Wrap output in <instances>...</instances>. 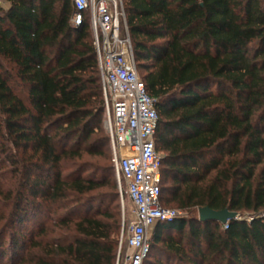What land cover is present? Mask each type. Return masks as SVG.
<instances>
[{
  "label": "trees",
  "instance_id": "trees-1",
  "mask_svg": "<svg viewBox=\"0 0 264 264\" xmlns=\"http://www.w3.org/2000/svg\"><path fill=\"white\" fill-rule=\"evenodd\" d=\"M6 1L0 56L27 91L0 70V262L114 264L118 212L80 213L109 183L81 162L103 146L110 155L91 29L74 27L69 0ZM123 7L158 114L160 202L189 213L152 227L143 264L154 250L167 261L149 264H264V0ZM205 206L242 219L201 221L194 211Z\"/></svg>",
  "mask_w": 264,
  "mask_h": 264
},
{
  "label": "built area",
  "instance_id": "built-area-1",
  "mask_svg": "<svg viewBox=\"0 0 264 264\" xmlns=\"http://www.w3.org/2000/svg\"><path fill=\"white\" fill-rule=\"evenodd\" d=\"M69 1L74 27L87 21L91 29L111 162L132 205L133 220L125 234L122 228L114 264H143L150 251L152 227L184 215L160 202L162 157L154 141L155 99L137 73L123 0ZM238 219L242 218L238 215Z\"/></svg>",
  "mask_w": 264,
  "mask_h": 264
},
{
  "label": "rangeland",
  "instance_id": "rangeland-1",
  "mask_svg": "<svg viewBox=\"0 0 264 264\" xmlns=\"http://www.w3.org/2000/svg\"><path fill=\"white\" fill-rule=\"evenodd\" d=\"M9 3L6 0H0V10L3 8H6ZM0 70L5 73L9 78V83L14 90L15 93H17L22 98H26V91L27 86L23 85L15 76V69L13 64L6 58H3L0 56ZM105 118L104 115L102 116V127H103V133L106 134L105 129ZM101 134L98 135L97 140H101ZM103 154L102 155H94V154H84L82 156L81 162L85 163V167H87L88 170H86V174L90 176L91 178L95 179H101V178H107L109 179L108 186H105L98 191L95 192L92 199L89 200V202L84 205V207L80 210V213H95L98 210H102L105 208H109L111 212H118L119 214V221H120V230L118 234V239L121 235L122 228L125 230L130 223L131 220H133V213H132V205L131 202L128 200L126 194H125V184L123 180H118L115 175V171L112 168V164L110 161V155H109V148L108 146H103ZM69 170H67V173ZM114 185V186H113ZM3 198V197H2ZM173 208H177L174 205H170ZM3 212V216L6 215L8 212V209H5V206H3V202L0 201V213ZM184 215H187L189 213L183 212ZM194 214L197 215V209H195ZM47 216H42V220H46ZM27 225L33 226L31 222H29ZM27 226L24 225L22 227V231L25 233H28L30 229L28 230L26 228ZM151 235V232H150ZM5 247L6 249H9V238H5ZM167 261V257L162 255V253H159V251H153L149 258L147 259L145 264L152 263L150 261ZM0 264H10V259L8 257L4 258L3 261L0 262Z\"/></svg>",
  "mask_w": 264,
  "mask_h": 264
},
{
  "label": "water",
  "instance_id": "water-1",
  "mask_svg": "<svg viewBox=\"0 0 264 264\" xmlns=\"http://www.w3.org/2000/svg\"><path fill=\"white\" fill-rule=\"evenodd\" d=\"M238 213L227 208L214 210L208 206L197 208V218L201 221L214 220L225 224L231 219H238Z\"/></svg>",
  "mask_w": 264,
  "mask_h": 264
}]
</instances>
